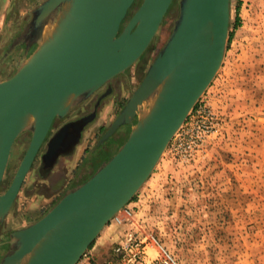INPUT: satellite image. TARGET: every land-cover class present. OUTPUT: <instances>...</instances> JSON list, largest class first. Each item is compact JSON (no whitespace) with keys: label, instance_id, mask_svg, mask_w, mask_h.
I'll return each mask as SVG.
<instances>
[{"label":"water","instance_id":"obj_1","mask_svg":"<svg viewBox=\"0 0 264 264\" xmlns=\"http://www.w3.org/2000/svg\"><path fill=\"white\" fill-rule=\"evenodd\" d=\"M135 1L43 0L0 60L2 65L18 46H25V58L15 73L0 81V186L15 141L25 132L31 134L10 185L0 193V224L54 119L66 117L133 66L174 0H142L121 28ZM229 23L230 0H179V15L167 42L97 145L130 126L126 141L41 218L11 232L0 264H77L82 259L137 195L210 86L225 56ZM85 124L86 118L59 129L48 140L42 162L53 166L65 154L64 147L70 153ZM71 133L75 138L67 143Z\"/></svg>","mask_w":264,"mask_h":264},{"label":"rangeland","instance_id":"obj_2","mask_svg":"<svg viewBox=\"0 0 264 264\" xmlns=\"http://www.w3.org/2000/svg\"><path fill=\"white\" fill-rule=\"evenodd\" d=\"M42 1L0 0V45L8 44L15 20L29 21ZM141 2H134L126 22ZM178 15L179 0H174L142 58L113 79L114 94L87 128L72 161L65 163L61 186L43 182L35 171L38 162L34 164L0 225V241L41 218L67 191L64 185L86 181L126 141L128 126L97 145L167 42ZM12 61L1 68V78L14 74ZM27 146L25 136L15 141L0 193L11 183ZM129 207L135 215L133 228L109 222L108 230L115 226L113 239L120 241L129 231L153 237L158 244L148 242L143 264H156L162 249L177 264H264V0H230L222 65L134 201L119 215L124 217ZM94 244L81 260L91 257ZM119 244L103 253L101 264H124L115 253ZM6 250L0 248V260Z\"/></svg>","mask_w":264,"mask_h":264},{"label":"flooded vegetation","instance_id":"obj_3","mask_svg":"<svg viewBox=\"0 0 264 264\" xmlns=\"http://www.w3.org/2000/svg\"><path fill=\"white\" fill-rule=\"evenodd\" d=\"M127 22L124 21V23H123L121 28H123L127 24ZM27 23H28V21L23 24L22 20H20V19L15 20V22L13 23V26H12V29H13L14 32H13V35H12L11 39L9 40L8 44H6V42H4L3 44L0 45V52L2 50V53L0 54V60L4 56L5 52L7 50H9L10 46L15 42V40L21 35V33L23 32V29H24V27L26 26ZM35 48H36V45L32 46L28 50L27 56H29L33 52V50ZM24 58H25V46L24 45H20V46H18L15 49L13 55L5 63L0 65V75L3 74V72H1L2 71L1 68L5 64L9 63L12 60H14V61H12V67L14 68V73H15L17 66L23 61ZM127 71H128V69L125 71V73ZM10 77H8V78H10ZM116 77H114V78H116ZM8 78H4V77L1 78L0 77V81L8 79ZM113 79L110 81L109 84H105L101 88H99L90 99L84 101L80 105H78L75 108H73L71 110V112L66 117H64V118H55L54 119V121H53V123L51 125V128H50V130L48 132V135H47L43 145L41 146L40 151H39V153H38V155H37L32 167H31V169H32L34 164L36 162H38V166L36 167L35 171H36V173L39 176L42 177V181L48 183L49 186H52V187L53 186H58L57 188H59L61 186V181L63 180V177H64L65 163H68V162L72 161V158L75 156V153L77 152V149L80 147V145L82 143V140H83V137H84V135H85V133L87 131V128L89 126H91L92 124H94V122L97 120L98 116L100 115V112L103 109V106H104L105 102L114 94L115 88H114V86L112 84ZM127 100H126V102H127ZM126 102H125V104H126ZM125 104H123L121 106L120 110L116 114L117 116L119 115V113L121 112V110L123 109ZM84 118H86V124H85V126H84V128H83V130L81 132V136L79 137L78 142L75 144V147L73 148V150L69 153L67 151L66 147H64L65 154H62L61 156H59V158L57 159V161L55 162V164L53 166H50L47 163H43L41 158H42V156L45 154V152L47 150V145L46 144H47L48 140L51 137H53L54 134L59 129H61L63 126H65V125H67L69 123H75V122H77V121H79L81 119H84ZM128 127L130 129V126H128ZM122 128L123 127H121L119 130H117L114 135H116ZM22 136H25V139L28 140V145H29V142H30V139H31V134L29 132H25V133L21 134L19 136V138H21ZM74 138H75L74 133H71L69 135V137L67 138V143H69V141H72ZM65 142H66V140H65ZM67 143L66 144L64 143V146H67ZM27 148H28V146H27ZM81 183H83V182H81ZM81 183H79V184H81ZM75 186L71 185L70 182H69V183H67L66 185L63 186V190L66 191V190H68L70 188H73ZM0 189H1V186H0ZM57 190H59V189H57ZM7 241L8 240L0 241V248L7 247Z\"/></svg>","mask_w":264,"mask_h":264},{"label":"built area","instance_id":"obj_4","mask_svg":"<svg viewBox=\"0 0 264 264\" xmlns=\"http://www.w3.org/2000/svg\"><path fill=\"white\" fill-rule=\"evenodd\" d=\"M132 213V208H127L124 211V217L119 215V213L112 218L110 222L115 225H122L127 222ZM157 241L150 236L143 233L131 232L129 231L122 243H120L115 248V253L121 258L124 264H143L147 256L146 249L148 242ZM158 244V243H157ZM156 264H177L174 258L169 255L164 249H162V256L156 261Z\"/></svg>","mask_w":264,"mask_h":264},{"label":"crops","instance_id":"obj_5","mask_svg":"<svg viewBox=\"0 0 264 264\" xmlns=\"http://www.w3.org/2000/svg\"><path fill=\"white\" fill-rule=\"evenodd\" d=\"M134 201V200H133ZM132 201V202H133ZM135 203H133L132 207H135ZM131 208V207H129ZM134 212V211H133ZM131 213V217L130 219L127 221V223H124L122 226L124 229H132L133 226L135 225V221L133 223V220H135V215L134 213ZM111 228L108 230V225L102 230V232L99 234V236L97 237V239L95 240V244L93 245L91 252H90V256L87 259H83L80 260V262L78 264H101L103 263V258L102 255L103 253L113 245L114 242L119 241V243L122 242V240L120 241V239L118 237H115L113 239V235H112V228H115V226L111 225ZM104 230H106V232H104Z\"/></svg>","mask_w":264,"mask_h":264},{"label":"trees","instance_id":"obj_6","mask_svg":"<svg viewBox=\"0 0 264 264\" xmlns=\"http://www.w3.org/2000/svg\"><path fill=\"white\" fill-rule=\"evenodd\" d=\"M134 199H135V197L133 198V200H134ZM133 200H132V201H133Z\"/></svg>","mask_w":264,"mask_h":264},{"label":"bare ground","instance_id":"obj_7","mask_svg":"<svg viewBox=\"0 0 264 264\" xmlns=\"http://www.w3.org/2000/svg\"><path fill=\"white\" fill-rule=\"evenodd\" d=\"M33 165V164H32ZM120 213V212H119Z\"/></svg>","mask_w":264,"mask_h":264}]
</instances>
